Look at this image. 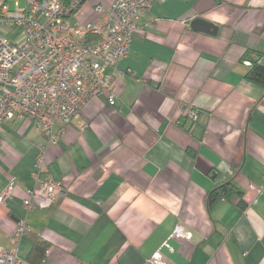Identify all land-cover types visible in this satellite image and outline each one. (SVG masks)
Returning <instances> with one entry per match:
<instances>
[{
    "label": "crops",
    "instance_id": "obj_1",
    "mask_svg": "<svg viewBox=\"0 0 264 264\" xmlns=\"http://www.w3.org/2000/svg\"><path fill=\"white\" fill-rule=\"evenodd\" d=\"M111 2L85 0L69 21H96L94 6ZM195 18L217 33L191 29ZM248 52L264 63V0H152L126 56L107 68L108 90L47 146L42 177L63 184L49 205L22 204L47 136L34 119L3 121L0 193L13 189L0 244L26 218L21 264H34L36 241L48 243L40 264H150L158 249L164 264H264V88L246 78ZM226 182L245 206L233 194L209 209L208 193ZM177 225L191 236L171 237Z\"/></svg>",
    "mask_w": 264,
    "mask_h": 264
},
{
    "label": "built area",
    "instance_id": "obj_2",
    "mask_svg": "<svg viewBox=\"0 0 264 264\" xmlns=\"http://www.w3.org/2000/svg\"><path fill=\"white\" fill-rule=\"evenodd\" d=\"M20 1L14 0L12 8L0 3V25L22 29L19 41L0 35V129L5 120L30 118L47 136V144L38 147L35 157V186L24 190L22 204L27 213L49 205L54 194L62 191V181L49 174L42 177L47 146L58 142L89 99L108 90L115 75L107 68L126 56L137 23L152 0H112L107 7L98 3L94 11L100 18L86 23L69 21L81 0H24V7ZM90 34L95 40L88 39ZM244 64L251 65L249 60ZM108 101L114 104L112 95ZM183 114L192 123L198 117L190 106ZM12 189L13 183H9L0 193V204L12 198ZM30 231L26 218L17 220L9 246L0 244V264H21L19 243ZM190 236L179 225L171 234L177 238ZM162 246L170 249L167 242ZM148 262L164 264L160 249Z\"/></svg>",
    "mask_w": 264,
    "mask_h": 264
},
{
    "label": "trees",
    "instance_id": "obj_3",
    "mask_svg": "<svg viewBox=\"0 0 264 264\" xmlns=\"http://www.w3.org/2000/svg\"><path fill=\"white\" fill-rule=\"evenodd\" d=\"M63 2L67 0H61ZM85 0H81L83 3ZM88 39L90 41L95 40L94 35H88ZM262 57L261 53L248 52L244 58L250 61V68L246 74V78L249 81L257 83L264 88V63H261L259 60ZM233 194L239 195V205L243 208L244 202L241 198V192L231 183L226 182L219 186L214 187L209 193L207 197L208 208L213 207L220 200H229ZM48 248V243L44 241H36L32 247L30 259L34 264H40L42 259L45 256V251Z\"/></svg>",
    "mask_w": 264,
    "mask_h": 264
},
{
    "label": "water",
    "instance_id": "obj_4",
    "mask_svg": "<svg viewBox=\"0 0 264 264\" xmlns=\"http://www.w3.org/2000/svg\"><path fill=\"white\" fill-rule=\"evenodd\" d=\"M190 28L195 31H201L204 33H208L211 35H215L217 33L218 27L217 25L206 21L202 18H195L190 22Z\"/></svg>",
    "mask_w": 264,
    "mask_h": 264
},
{
    "label": "rangeland",
    "instance_id": "obj_5",
    "mask_svg": "<svg viewBox=\"0 0 264 264\" xmlns=\"http://www.w3.org/2000/svg\"><path fill=\"white\" fill-rule=\"evenodd\" d=\"M21 31L22 29L20 26L11 27L0 25V35L10 41H14V39L21 34Z\"/></svg>",
    "mask_w": 264,
    "mask_h": 264
}]
</instances>
